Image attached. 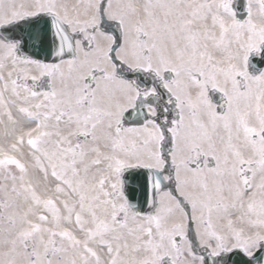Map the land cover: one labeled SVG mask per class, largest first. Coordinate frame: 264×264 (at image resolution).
I'll use <instances>...</instances> for the list:
<instances>
[{
    "label": "snow or ice",
    "instance_id": "1",
    "mask_svg": "<svg viewBox=\"0 0 264 264\" xmlns=\"http://www.w3.org/2000/svg\"><path fill=\"white\" fill-rule=\"evenodd\" d=\"M0 264H264V0H0Z\"/></svg>",
    "mask_w": 264,
    "mask_h": 264
},
{
    "label": "bare ground",
    "instance_id": "2",
    "mask_svg": "<svg viewBox=\"0 0 264 264\" xmlns=\"http://www.w3.org/2000/svg\"><path fill=\"white\" fill-rule=\"evenodd\" d=\"M69 2L71 3V2H73V0H69Z\"/></svg>",
    "mask_w": 264,
    "mask_h": 264
}]
</instances>
